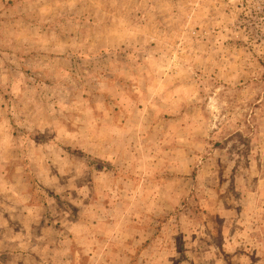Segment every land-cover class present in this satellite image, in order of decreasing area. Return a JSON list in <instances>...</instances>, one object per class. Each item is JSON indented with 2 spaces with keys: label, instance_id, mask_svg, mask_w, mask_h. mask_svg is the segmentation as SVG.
Instances as JSON below:
<instances>
[{
  "label": "rangeland",
  "instance_id": "1",
  "mask_svg": "<svg viewBox=\"0 0 264 264\" xmlns=\"http://www.w3.org/2000/svg\"><path fill=\"white\" fill-rule=\"evenodd\" d=\"M0 264H264V0H0Z\"/></svg>",
  "mask_w": 264,
  "mask_h": 264
}]
</instances>
